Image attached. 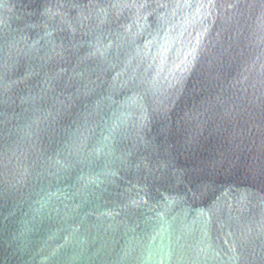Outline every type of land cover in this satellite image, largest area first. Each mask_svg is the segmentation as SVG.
Returning a JSON list of instances; mask_svg holds the SVG:
<instances>
[{
	"label": "water",
	"instance_id": "water-1",
	"mask_svg": "<svg viewBox=\"0 0 264 264\" xmlns=\"http://www.w3.org/2000/svg\"><path fill=\"white\" fill-rule=\"evenodd\" d=\"M0 264H264V0H0Z\"/></svg>",
	"mask_w": 264,
	"mask_h": 264
}]
</instances>
